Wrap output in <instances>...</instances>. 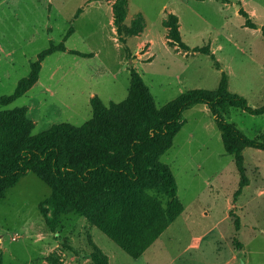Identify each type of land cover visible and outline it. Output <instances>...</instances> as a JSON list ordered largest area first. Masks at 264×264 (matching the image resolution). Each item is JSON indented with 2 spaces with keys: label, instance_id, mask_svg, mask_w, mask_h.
<instances>
[{
  "label": "rangeland",
  "instance_id": "1",
  "mask_svg": "<svg viewBox=\"0 0 264 264\" xmlns=\"http://www.w3.org/2000/svg\"><path fill=\"white\" fill-rule=\"evenodd\" d=\"M114 2L0 0V97L13 94L30 64L50 45L63 43L68 51L85 55H48L37 83L0 111L25 109L34 124L31 135L57 124L78 128L91 118L92 97L106 107L125 101L131 70L141 77L156 108L188 90H216L222 74L229 92L251 107L264 104V0H127L120 34L113 24ZM239 10L255 29L246 27ZM169 14L177 17L179 39L187 50L163 27ZM135 15L142 16L144 27L131 36ZM205 47L209 55L195 52ZM220 113L247 138L264 140V115L234 107ZM182 122L171 147L158 158L175 180L177 207L183 211L161 234L165 257L182 251L192 234H199L204 235L201 248L186 254L198 264H264V151L242 150L248 185L235 196L240 176L207 107L185 110ZM158 187V180L148 175L103 207L119 210L126 204L119 216L134 234L145 218L155 219L166 208L167 197ZM49 196V187L32 173L5 192L0 199V264H92V245L110 257L109 264L134 262L83 215H62L50 231L39 212ZM90 218L97 219V213ZM113 227L122 233L117 221ZM157 261L162 263L164 256Z\"/></svg>",
  "mask_w": 264,
  "mask_h": 264
},
{
  "label": "trees",
  "instance_id": "2",
  "mask_svg": "<svg viewBox=\"0 0 264 264\" xmlns=\"http://www.w3.org/2000/svg\"><path fill=\"white\" fill-rule=\"evenodd\" d=\"M126 9L127 0H115L113 24L119 34ZM80 13L78 10L74 18ZM239 14L245 19L246 27H257L246 12L239 10ZM162 25L169 29L181 49H188L179 39L175 15L169 14L162 20ZM143 27L142 16L135 15L129 34L134 36ZM260 32L264 38V26H260ZM55 52L85 57L68 51L63 43L50 45L30 64L28 75L18 82L13 94L0 97V106H9L25 95L37 83L43 59ZM195 52L210 54L208 47L195 49ZM210 57L213 59L212 55ZM195 105L207 107L220 132L225 153L234 159L240 176L237 196L240 189L248 184L242 150L264 151V140L247 138L223 119L220 110L234 107L260 116L264 115V104L251 107L242 96L229 92L226 76L222 74L216 90H188L163 107L156 108L141 77L131 70L125 101L110 103L106 107L96 96L92 97L91 118L78 128L57 124L38 135H31L34 124L27 118L25 109L0 111V199L21 177L32 173L50 189V196L39 204V212L50 231L55 230L62 215H83L124 253L137 259L181 212L176 203L175 180L158 158L171 147L175 135L182 128V113ZM148 175L158 180L159 190L167 197L166 208L155 219L145 218L139 225L137 221L139 230L129 233L125 221L119 216L126 211V204H122L119 210L103 206L110 198L127 194ZM92 212L97 213V219L90 218ZM116 221L122 233L113 227ZM235 225L237 227V221ZM90 260L92 264H109L107 257L95 245H92ZM49 263L58 264L54 260Z\"/></svg>",
  "mask_w": 264,
  "mask_h": 264
},
{
  "label": "crops",
  "instance_id": "3",
  "mask_svg": "<svg viewBox=\"0 0 264 264\" xmlns=\"http://www.w3.org/2000/svg\"><path fill=\"white\" fill-rule=\"evenodd\" d=\"M213 52H214V50H213ZM182 214H183V211L181 212V214L179 216H181ZM235 227H236V225H235ZM167 228L163 234H165V232L167 231ZM236 229H238V227H236ZM163 236H165V235H163ZM203 237H204V235L192 234V236L189 238V240L185 242L186 247L182 251L178 252L177 254H176V251L174 253H169V256L167 253L168 257L166 258L164 253L166 252V249H167L166 248L167 246L165 245L167 243L162 241L163 237L161 235L158 238V240L155 241V243L149 249H147L140 257H138L137 259H134V262L128 263V264H198V261L196 263L194 261V258L191 260L190 256L187 257L186 254L192 250H194V251L199 250L201 248V243H202ZM166 238H167V235H166ZM163 256H164V261L162 263L158 262L157 260H159ZM107 258H108V263H110V261H111L110 257L107 256ZM141 259H142V261H140Z\"/></svg>",
  "mask_w": 264,
  "mask_h": 264
},
{
  "label": "water",
  "instance_id": "4",
  "mask_svg": "<svg viewBox=\"0 0 264 264\" xmlns=\"http://www.w3.org/2000/svg\"><path fill=\"white\" fill-rule=\"evenodd\" d=\"M240 7V5H236V8H239Z\"/></svg>",
  "mask_w": 264,
  "mask_h": 264
}]
</instances>
